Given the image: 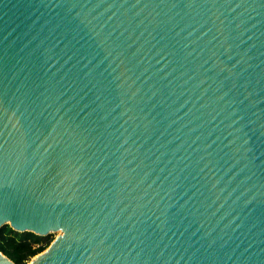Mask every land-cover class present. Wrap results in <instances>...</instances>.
Wrapping results in <instances>:
<instances>
[{
	"label": "water",
	"instance_id": "water-1",
	"mask_svg": "<svg viewBox=\"0 0 264 264\" xmlns=\"http://www.w3.org/2000/svg\"><path fill=\"white\" fill-rule=\"evenodd\" d=\"M3 226L60 233L28 264H264V0H0Z\"/></svg>",
	"mask_w": 264,
	"mask_h": 264
},
{
	"label": "trees",
	"instance_id": "trees-1",
	"mask_svg": "<svg viewBox=\"0 0 264 264\" xmlns=\"http://www.w3.org/2000/svg\"><path fill=\"white\" fill-rule=\"evenodd\" d=\"M43 237L32 233H18L9 226L0 229V253L13 264H27L36 255L45 250Z\"/></svg>",
	"mask_w": 264,
	"mask_h": 264
},
{
	"label": "rangeland",
	"instance_id": "rangeland-1",
	"mask_svg": "<svg viewBox=\"0 0 264 264\" xmlns=\"http://www.w3.org/2000/svg\"><path fill=\"white\" fill-rule=\"evenodd\" d=\"M60 233H52V234H49L47 235L46 237H43L44 238V241L42 242V245L44 246L45 244V250L49 247V245L51 244V242L59 235ZM30 262V261H29ZM28 262V263H29ZM27 263V264H28Z\"/></svg>",
	"mask_w": 264,
	"mask_h": 264
}]
</instances>
